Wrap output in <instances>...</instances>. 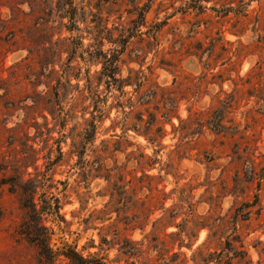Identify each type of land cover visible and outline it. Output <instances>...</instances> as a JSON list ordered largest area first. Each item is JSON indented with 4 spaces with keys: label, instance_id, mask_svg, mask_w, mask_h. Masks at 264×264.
<instances>
[{
    "label": "rangeland",
    "instance_id": "obj_1",
    "mask_svg": "<svg viewBox=\"0 0 264 264\" xmlns=\"http://www.w3.org/2000/svg\"><path fill=\"white\" fill-rule=\"evenodd\" d=\"M193 1L153 3L144 42L131 40L121 56V78L141 72L144 89L157 90L159 108L149 111L167 134L150 145L123 136L115 109V133L105 119L86 140V70L100 66L70 53L79 41L77 54L97 41L118 49L109 34L128 25L130 5L102 3L100 24L88 13L94 0H75L78 30L69 31L65 0H0V264H264V180L251 176L264 167V0L180 11ZM155 24L158 44L137 64L132 53L145 50ZM162 97L174 99L184 127L213 111L221 127L195 125L199 134L183 138L163 124ZM205 215L207 227L193 231Z\"/></svg>",
    "mask_w": 264,
    "mask_h": 264
},
{
    "label": "trees",
    "instance_id": "obj_2",
    "mask_svg": "<svg viewBox=\"0 0 264 264\" xmlns=\"http://www.w3.org/2000/svg\"><path fill=\"white\" fill-rule=\"evenodd\" d=\"M65 5L70 6V16L69 19L72 22V29H69V31H73V29L78 30L76 28L77 26L74 25V20L77 14L75 12L77 11L75 7H73V4L75 0H65ZM95 4L90 5L89 14L91 17L95 18L98 23L102 22L101 17V11H102V3L109 4L108 0H94ZM142 0H121V4L123 5H130L132 7L131 10H127V14L130 15V19L128 21V25H125L121 23L122 30L120 31L119 36L115 40H112L113 36L109 34V43H112L114 45L118 46V49H109V53H106L100 48V42L97 41V47H94L93 45H89L88 48L78 53V50L81 48V43L79 39V46H75L71 48V55L77 56L81 58L85 65H95L100 66L99 71L90 72V69L88 68L86 70V76H85V85H86V92L87 95L84 97L87 101L91 103V112L90 113V120L88 122V126L90 127V130L88 131L90 133V136H87L86 140L88 142L92 141L94 139L96 130H97V124L103 123L105 119H109L112 122V125L107 129L109 132L112 131L115 133L116 129V121L115 119H110V112L112 109L116 110L117 112H121L123 114V121H122V127L121 131L123 136L128 134V131H132L136 136H142L145 140L148 141V144L153 145L157 143L160 139L164 138L166 136V131L163 125L159 124L161 123L158 119L157 113H151L149 111L150 105L153 106V109L157 110L159 108V99L157 95V90L144 89L145 85L148 84V78L147 76L142 75L141 72H133L130 71L128 76L126 78L120 77V64L122 63L121 56L125 54L127 51V46L130 44L131 40L136 39L137 43L144 42L143 35L145 33L141 32V28H143L146 25L145 22V16L147 12L150 10V6H152L153 3H155L157 0H147L148 4L146 6H143L145 8H140ZM163 1V0H160ZM193 1V0H191ZM208 2L209 0H194L193 2H183V6L180 11L182 13H186L189 9L193 11H198V13H201L202 10H205L200 6L201 2ZM114 4L113 2H111ZM92 9H96L97 12L94 14ZM101 24V23H100ZM162 25V24H161ZM160 24L150 25L148 26V41L147 46L145 50L142 49H135L132 53V56L134 57V62L137 64H140V59H142L148 51L154 50L152 48L155 44H158V36L160 33L161 26ZM101 28V25H100ZM89 33V32H88ZM90 34V33H89ZM98 40L100 39V31L98 33ZM149 46V48H148ZM145 51V52H144ZM200 51V50H199ZM85 55V56H84ZM201 58V57H199ZM160 66H168L166 63H168L166 60L162 59L159 60ZM76 77V76H75ZM103 87V88H102ZM126 87H131L132 94H128L127 91H125ZM116 92L115 95H113V102L111 104H108L109 97L108 94H112V92ZM163 91V90H162ZM170 97V96H169ZM170 99V98H169ZM152 101H156L157 103H152ZM162 106L164 109H162V113H160V117L163 119V124H169L171 125L172 131H181L183 133V138L187 137L188 135H198L199 132H197L198 127L199 131L205 127V125L209 126L212 131H217L216 129L221 127L222 124V114H219L216 111H213L208 118L206 119L204 125L201 123L194 122V128H186L184 126H187V122H184L183 120H180L178 116H175L174 110L177 108L176 102H174V99L168 100L166 97H162ZM222 104H225L222 102ZM111 110V111H110ZM216 112V113H215ZM176 117L178 120L180 126L178 128H175L173 126L172 118ZM146 118V119H145ZM197 125L198 127L195 128ZM113 137H116V135H113ZM108 144V143H105ZM115 146H113V150L120 151V146H116V142L114 143ZM119 148V149H118ZM141 157L143 159H148L146 155L141 154ZM252 178H258L259 181L264 180V167L260 168L258 172H255V170H252L251 172ZM103 177V176H101ZM104 179L106 181H110L111 177L108 175H104ZM142 179L147 180L148 179H154V177L148 176L145 171H142ZM144 185V184H142ZM146 189L148 190V183L145 184ZM152 191V189H149ZM251 207V206H250ZM248 207V209L250 208ZM208 215H205L204 217H198L196 221H194L192 224L193 231L198 229H204L206 228L205 222L207 221ZM172 221L174 220V217L170 218ZM210 219V218H208ZM161 220V219H159ZM186 220V219H184ZM158 222H165V220H161ZM185 222V221H184ZM164 224L168 225L167 222ZM181 224L183 222L181 221ZM184 225H188L185 224ZM184 231V230H182ZM192 231V230H191ZM182 236V235H180ZM185 236V234H184ZM198 252H201L200 250Z\"/></svg>",
    "mask_w": 264,
    "mask_h": 264
}]
</instances>
